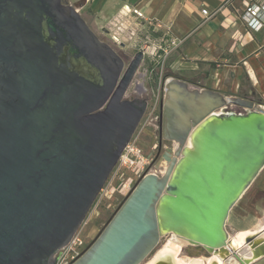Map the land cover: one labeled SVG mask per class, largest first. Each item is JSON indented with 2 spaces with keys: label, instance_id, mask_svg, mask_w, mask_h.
<instances>
[{
  "label": "water",
  "instance_id": "obj_1",
  "mask_svg": "<svg viewBox=\"0 0 264 264\" xmlns=\"http://www.w3.org/2000/svg\"><path fill=\"white\" fill-rule=\"evenodd\" d=\"M143 57L125 67L68 0H0V264H57L146 111L126 96ZM161 138L160 173L139 177L68 264H182L168 242L147 259L171 233L264 264V228L249 257L227 229L264 167V104L169 77Z\"/></svg>",
  "mask_w": 264,
  "mask_h": 264
},
{
  "label": "rangeland",
  "instance_id": "obj_2",
  "mask_svg": "<svg viewBox=\"0 0 264 264\" xmlns=\"http://www.w3.org/2000/svg\"><path fill=\"white\" fill-rule=\"evenodd\" d=\"M68 1L78 9L79 13L84 17L95 34L101 40L111 45L124 59L125 67L128 66L138 51H144L143 60L126 96L128 98L141 97L148 102L146 111L132 136V140L137 141L150 159L149 171H156V163L164 151L165 146L172 145L170 141L161 138V112L164 84L167 78H179L178 76L182 75L181 71L185 70L184 68L176 67L175 60L181 58V54L184 58L180 60H189V57L183 53L181 48L190 43L194 31L177 35L172 22L166 23L161 20L144 19L143 22L139 21L134 28L124 23L122 29H119V32L116 33V26L110 24V19L97 21L86 8L81 9L80 4L83 0ZM171 37L178 38L179 43L168 46ZM160 46L167 47V53L163 52ZM218 62L221 63V61ZM211 68L215 69L216 67L211 66ZM184 75L188 74L184 73ZM200 76L205 75L200 74ZM200 76H194L192 79L193 82L201 81V78H204ZM139 83L143 86V91H136ZM191 84L204 87L203 85H198V83ZM245 91L238 89L233 92L230 88L228 89V92H232L233 94H245ZM251 96H253L252 98L256 102L264 104V98L260 94L253 93ZM234 109L237 110V106ZM131 177L134 179L135 176L130 169H124L123 173H116L115 166L111 172L103 186L104 189H107V192L104 193L101 190L84 222L74 236L82 240L83 250L98 235L102 227L128 194L124 195V191L129 186V179ZM138 179L135 180L134 184ZM260 221H264V167L251 186L232 208L227 219V229L231 235H234L236 232L245 231L256 226ZM170 235L166 234L163 236L155 250L165 243L170 238ZM70 246L71 243L66 246L57 264H68L72 261ZM153 252L148 258L151 257ZM181 255L187 257H208L209 253L202 246L186 245L183 246Z\"/></svg>",
  "mask_w": 264,
  "mask_h": 264
},
{
  "label": "crops",
  "instance_id": "obj_3",
  "mask_svg": "<svg viewBox=\"0 0 264 264\" xmlns=\"http://www.w3.org/2000/svg\"><path fill=\"white\" fill-rule=\"evenodd\" d=\"M249 1L83 0L80 5L81 9L86 8L97 21L110 19V24L116 26V33L124 23L134 28L144 19L172 22L177 35L194 31L193 36L190 34V43L181 48L189 60H180L184 58L182 54L181 58L175 60L176 67L185 69L181 71L179 78L226 95L253 99L251 95L258 93L264 98V25L261 29L254 30L246 23L243 15ZM133 7L139 8L144 17L134 15L130 11ZM203 9H208L212 15H205ZM196 75L204 78L193 82ZM229 88L233 92L238 89L246 91L245 94H233L228 92ZM263 223L264 221H260L254 227ZM179 258L183 261L205 259L204 256H182L181 252Z\"/></svg>",
  "mask_w": 264,
  "mask_h": 264
},
{
  "label": "built area",
  "instance_id": "obj_4",
  "mask_svg": "<svg viewBox=\"0 0 264 264\" xmlns=\"http://www.w3.org/2000/svg\"><path fill=\"white\" fill-rule=\"evenodd\" d=\"M130 11L139 18L144 17L143 12L139 8L133 7L132 9H130ZM203 13L207 16L212 15V13H210L208 9H203ZM243 17L251 29L254 30L261 29L264 25V0H250L245 7ZM169 42L170 44L168 46H170L171 44L177 45L179 43V39L176 37L175 38L171 37V39H169ZM160 49H162L163 52L167 53L168 50L167 47L164 48L160 46ZM149 165H150V159L145 154L143 149L139 146L137 141L132 140L131 138V140L125 146L116 164V173H123L124 169H130L135 176L134 179L132 177L129 179L130 184L127 187V189L124 191L125 193L124 195H126L131 191L132 185L134 184L137 178L142 176L147 170L149 171L150 169ZM152 172L159 173L160 170L156 168V171H152ZM101 190L104 193L107 192V189L102 188ZM70 243H71L70 246L71 258L72 260H74L83 252L82 249L83 242L82 240L73 237Z\"/></svg>",
  "mask_w": 264,
  "mask_h": 264
},
{
  "label": "bare ground",
  "instance_id": "obj_5",
  "mask_svg": "<svg viewBox=\"0 0 264 264\" xmlns=\"http://www.w3.org/2000/svg\"><path fill=\"white\" fill-rule=\"evenodd\" d=\"M139 90H143V86L139 83L137 85ZM264 228V223L259 227H252L251 229L236 232L234 235L230 234V239L232 240V244L238 248V252H241L243 257H249L252 255V249L249 243H247V238L251 235L256 234L261 229ZM264 239V231L257 235L255 241H259ZM184 241L177 237L174 233H171L170 238L168 240V253H172L182 264H214L212 260L215 259L217 264H237L239 263L237 259L230 260L229 262H225L220 256L215 257H205L204 260L199 259H187V261H183L179 258V254L182 251L184 246ZM198 261V262H196Z\"/></svg>",
  "mask_w": 264,
  "mask_h": 264
},
{
  "label": "flooded vegetation",
  "instance_id": "obj_6",
  "mask_svg": "<svg viewBox=\"0 0 264 264\" xmlns=\"http://www.w3.org/2000/svg\"><path fill=\"white\" fill-rule=\"evenodd\" d=\"M139 91H141V90H139ZM237 111H238V112H245V109L242 108V107H238V106H237ZM168 240H169V239H168ZM168 240H166L165 243H163L162 245L166 244V243L168 242ZM162 245H161V246H162ZM161 246H159V247L153 252V254L151 255V257L154 255V253H155V252H156ZM151 257H149V258H151ZM149 258H148V259H149Z\"/></svg>",
  "mask_w": 264,
  "mask_h": 264
}]
</instances>
